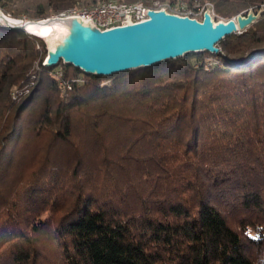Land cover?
<instances>
[{"label": "trees", "instance_id": "16d2710c", "mask_svg": "<svg viewBox=\"0 0 264 264\" xmlns=\"http://www.w3.org/2000/svg\"><path fill=\"white\" fill-rule=\"evenodd\" d=\"M207 4L227 19L264 0L185 9ZM218 45L93 75L43 66L38 37L0 26V264H264V12Z\"/></svg>", "mask_w": 264, "mask_h": 264}, {"label": "water", "instance_id": "95a60500", "mask_svg": "<svg viewBox=\"0 0 264 264\" xmlns=\"http://www.w3.org/2000/svg\"><path fill=\"white\" fill-rule=\"evenodd\" d=\"M264 12V6L248 8L230 18H216L209 7L201 16L171 12L166 7L148 8L146 16L104 28L82 15H49L42 18H14L0 8V26L21 28L38 37L45 50L43 66L59 61L85 73L110 75L150 66L187 53L218 54L219 41L240 34ZM49 27L46 34L39 32ZM252 53L249 57L253 56Z\"/></svg>", "mask_w": 264, "mask_h": 264}, {"label": "built area", "instance_id": "2783aa9c", "mask_svg": "<svg viewBox=\"0 0 264 264\" xmlns=\"http://www.w3.org/2000/svg\"><path fill=\"white\" fill-rule=\"evenodd\" d=\"M159 7H162V4L158 0H154L152 5L138 1L127 6H118L116 0H104L90 7H80L79 11H70V14L82 15L87 19H91L98 27L104 28L123 24L126 15H130L132 20L144 18L146 9ZM163 7L167 8V6Z\"/></svg>", "mask_w": 264, "mask_h": 264}, {"label": "rangeland", "instance_id": "374dc122", "mask_svg": "<svg viewBox=\"0 0 264 264\" xmlns=\"http://www.w3.org/2000/svg\"><path fill=\"white\" fill-rule=\"evenodd\" d=\"M138 1H140V0H138ZM158 1H159V3L162 4V6H167L169 8L168 10L169 11L171 10V12H178L179 14H189L190 13V11L185 9L186 8L185 7L186 6V0H175L174 3L172 2V4L171 3L170 4L167 3V2H169V0H163V1L162 0L161 1L158 0ZM128 2H130V1H128ZM131 2H133V1H131ZM206 7H209L211 9L212 13H213L211 5L207 4ZM204 8L205 7H200L197 11L194 12V15H191V16H197V17L201 16L202 10ZM76 9H78V8H76ZM68 10H70V9H68ZM67 12L68 11L66 9V10H63V11L57 13V14L61 15L63 13H67ZM52 15H55V14H52ZM213 15H214V13H213ZM21 18H29V17L22 16ZM219 18H221V17H219ZM29 91H30L29 86H27V87L26 86H24V87L13 86L11 88V91H10V94H12L11 98L12 99L15 98V100H18L19 98H22L25 95H27L29 93Z\"/></svg>", "mask_w": 264, "mask_h": 264}, {"label": "bare ground", "instance_id": "6f19581e", "mask_svg": "<svg viewBox=\"0 0 264 264\" xmlns=\"http://www.w3.org/2000/svg\"><path fill=\"white\" fill-rule=\"evenodd\" d=\"M116 2H118V6H127L128 4H135V3H137L138 1H133V2H126V1H116ZM171 7V6H170ZM173 7V6H172ZM169 8L167 7V10H168ZM80 10V8H78V9H76V8H72V9H70V10H67L68 12L67 13H63V14H61V15H68V14H70V11H79ZM197 10V9H196ZM171 11V10H170ZM178 13V12H177ZM48 31H49V27H46V28H44L43 30H41L39 33L40 34H46V33H48Z\"/></svg>", "mask_w": 264, "mask_h": 264}]
</instances>
